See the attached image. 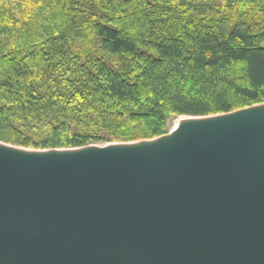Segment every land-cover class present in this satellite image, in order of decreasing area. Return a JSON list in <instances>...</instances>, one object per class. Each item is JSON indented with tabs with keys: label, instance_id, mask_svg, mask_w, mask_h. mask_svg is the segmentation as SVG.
<instances>
[{
	"label": "trees",
	"instance_id": "trees-1",
	"mask_svg": "<svg viewBox=\"0 0 264 264\" xmlns=\"http://www.w3.org/2000/svg\"><path fill=\"white\" fill-rule=\"evenodd\" d=\"M264 103V0H0V141L151 139Z\"/></svg>",
	"mask_w": 264,
	"mask_h": 264
},
{
	"label": "water",
	"instance_id": "water-1",
	"mask_svg": "<svg viewBox=\"0 0 264 264\" xmlns=\"http://www.w3.org/2000/svg\"><path fill=\"white\" fill-rule=\"evenodd\" d=\"M0 264H264V103L134 143L0 141Z\"/></svg>",
	"mask_w": 264,
	"mask_h": 264
},
{
	"label": "rangeland",
	"instance_id": "rangeland-1",
	"mask_svg": "<svg viewBox=\"0 0 264 264\" xmlns=\"http://www.w3.org/2000/svg\"><path fill=\"white\" fill-rule=\"evenodd\" d=\"M188 116L186 115H181V116H176L173 118L168 119V127H169V131L172 130V127L175 123H178L180 121H182L184 118H186ZM190 117V116H189ZM178 121V122H177ZM168 131V132H169ZM152 139V138H151ZM142 140H148V139H139V140H134V141H129V142H105V143H95L92 145H104V144H112V143H134V142H138V141H142ZM91 145V144H90ZM20 147V146H19ZM22 148H27V147H22ZM28 149H35V148H28ZM38 150H42V149H38Z\"/></svg>",
	"mask_w": 264,
	"mask_h": 264
},
{
	"label": "bare ground",
	"instance_id": "bare-ground-1",
	"mask_svg": "<svg viewBox=\"0 0 264 264\" xmlns=\"http://www.w3.org/2000/svg\"><path fill=\"white\" fill-rule=\"evenodd\" d=\"M187 118H189V117H186V118H184L183 120H185V119H187ZM182 120V121H183ZM178 122V121H177ZM181 122V121H180ZM180 122H178V123H175L174 125H173V127H172V130L180 123Z\"/></svg>",
	"mask_w": 264,
	"mask_h": 264
}]
</instances>
